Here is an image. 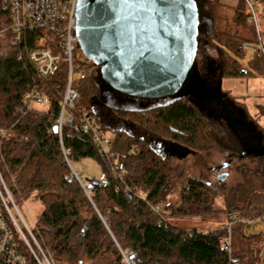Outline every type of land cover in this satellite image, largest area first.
Instances as JSON below:
<instances>
[{
    "label": "trees",
    "instance_id": "16d2710c",
    "mask_svg": "<svg viewBox=\"0 0 264 264\" xmlns=\"http://www.w3.org/2000/svg\"><path fill=\"white\" fill-rule=\"evenodd\" d=\"M194 1L199 20L191 74L203 80L212 74L218 80L264 75V58L252 56L246 66L242 64L241 46L254 38L246 23L244 1L237 0L233 10L219 0ZM256 2L264 5V0ZM225 10L229 11V21L222 19ZM5 17L0 10V26ZM36 35L27 33L19 41L11 33L0 38V130H4L0 171L14 202L37 195L42 212L33 234L53 263L124 264L121 253L133 251L135 264H229V255L218 243L225 233L223 226L197 229L176 224L189 218L212 221L224 214L226 222L232 221L231 215L240 219L230 226V256L238 259L237 264H264V235L244 231L246 221L264 218V126L250 117L243 104L237 102L235 108L253 124V136L240 124L209 117L183 98L106 109V104L100 105L105 83L100 67L82 51H75L74 69L84 70L86 75L72 82L79 95L74 120L82 110H90L101 130L113 139L110 153L103 156L86 133L67 126L62 129L61 141L70 150L69 162L92 160L107 179V186L92 191L89 200L76 182L66 183L69 169L59 137L52 130L67 67L61 63L49 77L36 76L27 58ZM211 47L219 62L210 58ZM30 85L45 95L46 110L22 108V96ZM98 97L99 111L103 106L99 117L92 109ZM257 109L262 107L257 105ZM247 138L260 148V154H247ZM161 142L175 143L195 155L194 159L208 151L235 157L238 178L224 188L223 179L218 181L219 189L202 175L191 174L185 158L161 153ZM219 195L220 208L215 205Z\"/></svg>",
    "mask_w": 264,
    "mask_h": 264
},
{
    "label": "built area",
    "instance_id": "2783aa9c",
    "mask_svg": "<svg viewBox=\"0 0 264 264\" xmlns=\"http://www.w3.org/2000/svg\"><path fill=\"white\" fill-rule=\"evenodd\" d=\"M246 6V23L257 26L258 7L256 0H243ZM77 0H0V10L6 13L1 21L0 38L11 33L20 40L27 33H38L35 36V46L28 53L27 58L36 76L45 79L52 75L56 68L64 63L67 67L66 85L60 93V109L54 126L59 137L64 162L69 174L65 177L67 184L76 182L84 195L90 200V193L98 188L107 186V179L103 173L95 178H85L75 171L68 160L70 150L61 141L63 127H71L75 132L89 135L99 149V153L106 156L110 153L113 139L103 134L95 116L90 110H82L74 120L73 111L78 100V93L72 88L75 79H83L84 70L73 76L74 53L77 50L76 10ZM244 52H249L256 58H264V39L262 31L255 28V39L244 42L241 46ZM48 104L45 95L34 86H28L21 99V106L25 111L37 109ZM4 130H0V136ZM157 208L153 209L157 212ZM231 222L223 225L224 235L218 239L222 251L229 255V264H237L238 259L231 257V223L240 221L231 215ZM243 221V220H242ZM264 221V218H263ZM251 221H246L250 223ZM124 264H135V253L128 251L121 253ZM0 264H54L41 249L33 229H31L17 209L11 193L0 171ZM82 264V263H78Z\"/></svg>",
    "mask_w": 264,
    "mask_h": 264
},
{
    "label": "water",
    "instance_id": "95a60500",
    "mask_svg": "<svg viewBox=\"0 0 264 264\" xmlns=\"http://www.w3.org/2000/svg\"><path fill=\"white\" fill-rule=\"evenodd\" d=\"M75 18L79 48L115 90L163 95L193 76L199 20L194 0H77Z\"/></svg>",
    "mask_w": 264,
    "mask_h": 264
},
{
    "label": "rangeland",
    "instance_id": "374dc122",
    "mask_svg": "<svg viewBox=\"0 0 264 264\" xmlns=\"http://www.w3.org/2000/svg\"><path fill=\"white\" fill-rule=\"evenodd\" d=\"M220 4L226 9L233 10L237 5V0H219ZM258 17L257 26L250 25L252 28L253 40L255 39V28L262 31L264 39V5L257 3ZM200 9V8H199ZM224 17L222 19L229 21L230 17L228 10L224 11ZM226 15V16H225ZM224 22V21H223ZM222 22V24H223ZM78 52L81 51L78 44H76ZM214 48L209 50L210 58L219 62V57ZM244 52V51H243ZM249 52H244V59L242 61L243 66H246L247 61L251 58ZM74 59L76 55L74 54ZM76 70L73 71V76L76 78ZM208 82L204 81L200 76L193 75L185 79L184 83L176 91L157 96H136L120 92L109 86V84L103 80L104 85L101 89L100 105H105L104 108H134L139 106H149L154 104H165L178 98H183L193 104L197 105L206 115L212 117L220 122L226 124H240L242 130L248 131L253 136V124L245 119L243 111L237 110L236 103L243 104L250 117L260 126H264V75H256L254 77L239 78V79H222L218 80L216 76H209ZM230 97V98H229ZM92 109L95 110L96 116L103 111V106L99 111V97L94 100ZM240 104V105H241ZM257 105L262 107L261 110L257 109ZM37 109L46 110L47 104H43ZM257 114V116L255 115ZM240 127V126H238ZM233 129H237L233 126ZM241 129V128H240ZM104 135H106L103 132ZM107 136V135H106ZM244 147L247 154L258 155L261 153L259 147L252 145L250 139H245ZM161 153L173 156L174 158L180 157L183 153H187L184 149L171 142H161L159 144ZM184 157L186 164L188 165V171L194 176L202 175L203 179L222 189L231 183L235 182L238 178L237 173L234 170V166L238 164L235 157L228 156L226 153L208 151L199 154L198 159H194L195 155L189 154ZM183 159V158H182ZM176 160V159H175ZM243 160V159H242ZM246 163L247 160H243ZM227 162L231 163L227 166ZM196 164L199 165L197 168ZM72 167L75 171L81 173L85 178H95L99 174L97 165L89 159H84L78 162L72 163ZM225 175V176H224ZM3 177V176H2ZM220 177V178H219ZM223 177V178H222ZM222 187L218 181L222 180ZM7 185V184H6ZM8 187V186H7ZM16 203L17 209L24 218L27 225L33 229L36 225L38 218L42 212V206L37 199V195L34 193L30 195L26 200ZM215 205L217 207L222 206V196L219 195L216 199ZM227 218L224 214L217 216L212 221L202 220L201 218H189L177 221L176 224L186 228L197 229H215L220 228L226 223ZM263 221H260V223ZM264 223V222H263ZM251 234V233H247ZM263 234V233H262ZM264 235V234H263Z\"/></svg>",
    "mask_w": 264,
    "mask_h": 264
},
{
    "label": "crops",
    "instance_id": "0c3cea01",
    "mask_svg": "<svg viewBox=\"0 0 264 264\" xmlns=\"http://www.w3.org/2000/svg\"><path fill=\"white\" fill-rule=\"evenodd\" d=\"M244 231L246 234L247 233L255 234V233H259V232L264 234V223L263 222L260 223V221L246 223L245 227H244ZM262 255L264 256V245H263V249H262Z\"/></svg>",
    "mask_w": 264,
    "mask_h": 264
},
{
    "label": "flooded vegetation",
    "instance_id": "af4514ba",
    "mask_svg": "<svg viewBox=\"0 0 264 264\" xmlns=\"http://www.w3.org/2000/svg\"><path fill=\"white\" fill-rule=\"evenodd\" d=\"M211 76H214V75L212 74ZM208 78H209V77H208ZM204 83H206V84L209 83L207 78H206V80L204 81Z\"/></svg>",
    "mask_w": 264,
    "mask_h": 264
}]
</instances>
